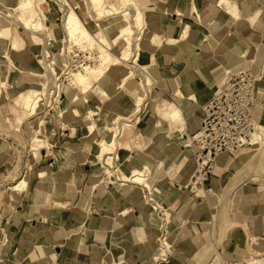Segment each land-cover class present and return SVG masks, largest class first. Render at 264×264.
<instances>
[{"label":"crops","instance_id":"obj_1","mask_svg":"<svg viewBox=\"0 0 264 264\" xmlns=\"http://www.w3.org/2000/svg\"><path fill=\"white\" fill-rule=\"evenodd\" d=\"M191 1H183L181 9L184 13L179 14L172 13L173 6H170V3L173 0H140L139 5L145 12V17H148L150 29L153 31L147 32V41H151L152 46L150 51L142 54V62L151 72H156L161 80L171 84L174 94L176 88L180 89L184 94L181 98L188 101L183 109L171 101H166L160 106L157 102L159 93L156 92V101L150 105L148 102L141 118L130 122L131 126L125 128L120 139L122 143L117 149V153L119 149L129 151V154L120 160L129 171L145 164L151 165L152 171L164 167L165 174L163 176L158 174L154 181L150 182V187L156 200L161 203L160 206L166 208L167 215L170 214V218L168 220L162 218L163 214L159 213L158 206L155 209L161 216L154 214L150 207L145 206L141 201L143 189L138 186L120 187L110 184L113 181H110L108 186L102 185V172L98 175L93 172L89 178L90 183L87 181L85 188L83 183L92 170L91 167L98 168V161L93 163L96 153L90 156L89 146L85 144L86 147L76 149L86 154V162L91 166L89 168L85 165L86 162L69 159L71 163L69 171L64 172L62 167L55 171L49 168L48 178L45 177L47 172L40 171L34 175L31 183L28 182L30 169L27 170L28 187L23 193H15L16 199L12 200L18 202L16 208H8V203L5 208H1L3 214L0 221V264H185L187 260H198L202 257L207 248V241L211 239L209 224L213 211L212 201H195L185 196L183 186L187 181L189 166L186 156L179 148L178 135L174 134L176 130L168 132L165 130L166 126L163 124L159 126L157 123L162 118L166 120L168 114L171 115L172 111L178 109L181 122H185L186 119L187 128L194 130L199 116L193 113L190 103L195 100L188 99L187 96L193 93L197 101L203 100L207 94L204 87L211 80L210 74L220 67V63L208 65L212 58L206 56V52L215 46L212 42H207L208 34L202 31L204 26H201L207 19V12L213 10L214 5L202 1L199 8L197 0H194L202 14L201 21L197 22L192 18L194 10ZM257 1L250 0L251 6L248 3L249 8L245 15L244 13L241 15L250 20L249 27L255 23L254 30L260 31L263 28L264 32V25L261 24V20L264 19V8L259 5L261 1ZM167 9L168 12L165 13ZM169 16L175 18L170 19ZM190 18L193 19V24ZM234 18V16L229 18L231 23ZM185 25L188 26L187 36L182 38L179 32ZM49 32L54 37L50 29ZM14 35L19 39L12 31L6 40L0 39V77L9 82L8 89L12 87V74H14L12 82L20 83L22 77H25L22 74L26 71L10 69L2 59L1 54L4 50L9 52L14 60L26 66H36V58L32 59L31 56L33 52L31 46L23 44L21 39L19 50H12L11 41ZM169 38L175 39V42H168ZM212 40L218 42L214 37ZM204 41L207 42L205 47L202 46ZM27 73L28 78L33 76ZM24 84L25 82L17 92ZM8 89L5 92L9 94ZM107 89L111 95H116L122 90H113V86ZM262 93L264 94V89ZM88 96L89 92L87 100ZM123 96L124 94L109 97L107 108L103 112L111 115L122 113V109H131L129 103L127 105L121 103L120 99ZM10 114L11 112L6 109L5 115ZM136 125L138 135L129 139ZM75 127L76 134L77 128L82 131L81 126ZM83 134L81 138L86 139L84 131ZM68 135L69 138L74 137L70 136V132ZM173 138H176V144L170 142ZM134 148L140 152L133 150ZM164 152L171 156L166 155V158H163L161 154ZM10 156L7 142H0V167L9 162ZM154 158H161L162 164L156 165ZM222 161L223 156L218 159V164ZM81 165H85L82 170ZM41 173L43 174L40 175ZM219 178L220 173H213L209 183L212 191L218 185ZM33 181L35 183L31 185ZM208 192L205 191V195ZM50 197L53 202L51 207L46 204ZM257 209L264 212V191L263 202ZM249 228L248 238L245 234L240 236L235 233L229 234L220 248L222 257L238 260L247 254L248 244L252 245L253 250L264 253V219L259 221L258 226L251 225ZM163 231L167 247L166 253L162 255L160 239ZM251 237L254 240L251 241Z\"/></svg>","mask_w":264,"mask_h":264},{"label":"rangeland","instance_id":"obj_2","mask_svg":"<svg viewBox=\"0 0 264 264\" xmlns=\"http://www.w3.org/2000/svg\"><path fill=\"white\" fill-rule=\"evenodd\" d=\"M67 1L71 3L74 9L77 11L84 26L94 36L98 38L102 37L107 40H110L114 36V34L119 31L120 29L119 26L124 24L120 16L114 18H107L106 21H103L105 20L104 17H100L96 20L91 21V18L84 11H81L80 9L83 3L82 0H67ZM137 1L140 4V0ZM183 1L184 0H173V2L170 3V6H173L172 13H175L176 12L175 10H177V8H182ZM202 1H206L214 5L213 10L207 12L206 14L207 19L203 23H201L202 24L201 26H204L202 28V31L204 30L203 32L206 35L208 34L207 38L209 40L207 42L210 43L212 42V44H214L215 46L212 49H208L209 51L206 52V56H208L210 59L212 58L210 61H208V65L213 66L216 63H220V67H218L217 70H213L212 73L210 74L211 80L208 84H206V87H204V91L206 90L207 93L206 97L203 100H198V101L195 100V102L190 101L193 107L192 109L193 113H197L199 116V120H197V127L194 130L187 128L186 119H184L185 122H181L179 113L174 114L173 116L172 115L173 111L171 112L172 113L171 115L170 114L167 115L168 117H166V120L162 118V120L160 119L157 123L159 126L160 124H163L164 126L168 127L169 132H174L176 129H178L179 125H185V130L183 131V133H181L182 135L180 134L179 131L174 132V134L177 133L178 140L189 139V138L192 140L194 131L199 128L201 122L204 119H206V122L209 123L211 126L215 125L216 129L218 128L219 122L223 120H229V122L231 121L233 126L231 127V129L225 131L224 133L225 137H227L228 140L239 139V138L242 140L239 141V145L237 147H234L233 149L223 150L217 153V155L215 156L213 167L211 169V172L208 173V178L207 181L205 182L203 189V190H208L209 191L208 194L203 196L201 193H198L196 191L197 194L196 196H193L191 198L187 197L188 199L195 201H203V200L212 201L213 211L211 216V223L209 224V229L212 230L213 227H218L217 228L218 235L215 240L216 247L215 249H213L212 252H208V255L206 256L202 255L204 258L200 261L199 264H203L201 262L207 259V257L214 259V262L212 264H216L218 258L221 256L220 248L222 242L229 236V234L235 233L236 235L239 236L240 234H245L246 238H248L247 234L250 229L249 227L251 225L258 226L259 221L264 219L263 217L264 212L259 211L257 209V207L260 206L261 203L263 202L264 136L263 139H261L258 142H254L251 144L247 143L248 140L250 139V134L256 130V125L257 124L264 125V94L262 93L264 89V32L262 30L263 28L260 31H255L254 30L256 28L255 23L252 24L253 26L251 25L249 27L250 20L241 15L243 13H244L243 15H245L247 9L249 8L248 3L250 5V0H231L235 3L236 6L235 10L238 16H234L232 13L227 12L224 8H221L220 6H216L215 0H197V4L199 8L201 6L200 4L202 3ZM19 2L20 0H0V10L3 12H7V9L9 8L10 12L13 15H16L18 11L17 10L13 11V7L14 5H17ZM109 2L113 3L114 0H109ZM257 2H260L259 5L263 9L264 0H258ZM158 4L159 3H157V5ZM40 7H42L45 15L47 16V21H45L47 24L46 33L49 35V37H51L50 45L47 46V49L50 54L47 59L49 62L52 60L55 61V64L58 66L56 68L57 72H59V69H61V71H64L65 61H63V58L60 57V60L56 61V55H58L61 51V48H63V43H61V38L63 39V33H62L63 31L61 27L62 14L60 12L59 6L53 0H46L45 2L40 3ZM229 14H232L235 17L233 23H231V20L229 19L230 17L233 16ZM169 18L170 19L175 18V16L172 17L169 16ZM147 19L148 17L144 16L143 20L145 23H147V29H143V32L141 33L143 37L141 39V48L139 50L140 57L138 59V64L144 67V69L149 73V75L154 81L151 90L148 92L149 97L147 96V100L149 102V105L152 104V102H155L156 101L155 93L157 92L159 93V97H158L159 99H157L158 105L161 106L164 102L171 101L182 108L188 100L182 99L181 97L175 95L173 89L171 88V84L169 83L167 84L165 81L161 80L156 72H151L147 67L144 66V63L142 62V57H143L142 54L147 53V51H150L152 46V42L147 41V36H148L147 32L149 33L153 32L150 29V22ZM186 19L189 20V17H187ZM98 21L99 23L104 25L103 28H100L97 25L96 22ZM190 21L191 24H193V19H191ZM108 22L110 24H107ZM261 24L262 26L264 25V19L261 20ZM4 26L9 27L10 32L12 31L13 33H16L19 39L23 41V44L31 46L33 51L31 52L32 59L36 58L37 60L38 58H41V51H40L42 50L41 45L33 46V44L29 41L28 34H26L25 30H23L14 21L8 23L5 20V18H3V16L0 14V27L2 28ZM231 26L233 29H231ZM49 29L53 32L54 37L50 35ZM255 36L258 37L255 38ZM213 37L214 39L216 38V40H218L217 43H215L214 40H212ZM207 42L204 41L202 46L205 47L207 45ZM121 43L122 42L119 41V43L114 44L112 46V50L116 54L119 53L120 51ZM77 47L78 46L77 44L75 45V43L72 45V50H71L72 53L68 54L69 61L71 62L73 59L82 60L83 58L91 61L92 58L90 54H93L94 52L79 50L77 49ZM18 50L19 49H17L16 51ZM4 52L5 50L2 52L1 55H3ZM73 55H75L74 58L72 57ZM10 59H11L10 61L11 63H9L10 69L19 70V67L23 66L24 69L19 71H26V72L22 74L25 77L24 78L22 77V81L20 83H17L16 81L12 82L14 75L12 74L11 89H8L10 88L9 82L3 79L5 85L2 93L3 95L1 96L2 98H0V142H7L11 156L9 162L0 167V221L3 214L1 208L2 207L5 208L7 205L6 203H8V208L13 207V209H15L16 205L18 204V202H14L10 199L11 192L14 194L15 193L20 194L23 193V191L26 190L25 188L28 187V186L26 187V185H28V183L26 182L23 191H11L9 188L10 186L19 182V180L21 179L22 176L25 175V172L27 170L29 171L30 169L28 182L30 181L31 183L34 175H36V173L40 171L47 172L45 176L46 178L50 176L48 175L50 170L55 171L58 168L62 167L64 168L63 169L64 172L69 171L68 169L71 166L69 159L73 160L72 159L73 155L71 157V153H72L71 150H74V152H76V155L78 157H81L85 153L81 152L80 150H77L76 148L86 147L88 145L90 156H94L97 150V146L95 145L94 141H92L90 138H86V139L83 137L81 138V135H84L83 131L85 134H87V128L85 127L86 125L84 123H82L81 121L75 123V126L77 125L79 127L80 126L82 127V131L78 130L77 128V134L74 135V137L69 138L68 133L70 132V130H68L67 127H65V129H67L68 131L62 130L64 126H62L59 117L54 113L53 110H50L49 112L47 111L48 106L51 103L53 104L55 103L54 91H56L57 89H59L60 97H63V102L61 103V107L67 105L69 106L73 105L71 102V97L75 90L70 84L69 77L64 76V74H60L59 78L56 79L54 78L51 80V82L46 81L47 84L50 85V90H53V93H51L50 96L44 95L39 103V107L36 110L35 114L27 117L24 116V114L19 111V108L15 106V104L13 103V98L20 91L24 90L27 86H30L31 84L39 86L38 84L41 81H45L46 77L41 76L39 77V79H37L30 76L28 78L29 76V74L27 73L28 68L35 69L37 67L39 69V65L36 64L35 67L26 66L21 62L14 60V58L11 55H10ZM6 60L7 62H9L8 58L5 59V61ZM89 64H92V61L90 63H84V64L79 63V65H83V66ZM209 66H207V68L210 70ZM111 76H119V75H117L114 70L109 71L108 75L105 74V76L100 80V82H98L93 87V89L89 91L88 103L92 107L98 106L101 113L107 108L106 105L107 102L110 100L108 99L109 97L114 98L117 95L120 96L124 94V96L120 99V101L122 104L127 105L132 99L131 95L129 94L130 88L132 89L131 86H135V83H137V81L140 82L141 80L140 77L136 76L131 80L132 82L129 81V83H127L126 89L125 88L122 89L116 95H111L109 93V90L107 89L113 86L114 84V82L111 80ZM228 76H229V83L231 84V89L226 90L224 87H221L220 89L223 92V94H221L220 97L214 95L215 90L219 88L218 84L222 81L221 79L226 78ZM260 76H263V78L261 77V79H257L258 77L260 78ZM24 82L25 84L23 85V87L17 92L18 88ZM55 83L56 85H59L58 88H54L53 85ZM7 89L9 90V94L5 92L7 91ZM177 89L178 88H176V90ZM106 91H107V95H104L103 92ZM58 99L60 98L59 97L57 98V102ZM210 105H212V108L209 109V115L207 116L206 110ZM6 109L9 112H11L9 116L5 115ZM112 115L113 114H111L110 116L112 117ZM39 117L41 118V120H43L42 125L40 126L37 125V119ZM131 117L133 118L134 116ZM174 118L176 120L175 121L176 123L173 122ZM132 121H134V118ZM102 122H103L102 120L97 121V125L101 127ZM36 126L38 127V133H37L38 137L40 139H43L45 143L44 146L38 149L37 155L34 156L33 150L31 149V145L36 146L41 143L40 141H37L32 138L33 130L35 129ZM57 127H60L61 129L57 130L56 129ZM98 132L102 134L105 132V130L99 129ZM138 132H139L138 125H136L135 128L132 129L129 135V139L137 136ZM123 133L122 136L124 135ZM105 135L106 137L108 136L107 138H109L111 133H106ZM211 136L212 138H214V133H212ZM120 139L121 138H119L118 140L121 145L122 141ZM176 141H177L176 138L170 140V142H174L175 144L177 143ZM139 144H140V140L138 141V145ZM63 147H67L68 150L66 151L64 157L60 158L59 151ZM199 147H200L199 144L193 140L190 149L186 150L185 147L179 145V148L183 151L184 155L186 156L189 166L187 181L183 186L185 196L190 191H195L196 189L201 188L200 186H197L196 189L191 188L192 185L191 183L194 180V177L191 179V176L197 168L196 154L200 150ZM117 149L115 153L117 154V156L118 155L119 156H118V161L116 163H113L112 159L106 162H99L97 159L94 158L93 163H97L98 161L97 164L98 168L95 167V169H93L90 166L89 162L85 163V165L88 168L91 167L92 170H90L89 173L87 174L83 186H85L86 188L87 181L88 183H90L89 178L92 177L91 174L93 172L96 175L102 172V176H103L102 185L104 186H108L110 181H113L110 184L117 185L120 187H126V188L129 185L130 186L134 185V186H138L140 189H143V197H141L142 203L145 206L150 207L154 214L161 216V214L157 213V209H155V207L157 206L159 207L161 203L156 200L153 193L152 195L148 194L149 191L147 187L142 186V184L131 183L130 181L126 183L124 182V184H119L120 181L117 179V177L120 176L121 173L130 174L131 170L135 168H131V170L129 171L124 167V165H122V162H120V160L122 161L129 154V151H126L124 149H119L117 153ZM133 150L140 152V150H138L137 148H134ZM256 152L260 153V160L254 163L252 158L253 156H255ZM166 155L169 156V154L165 152L161 154L163 158H166L165 157ZM67 156L70 157L68 158ZM222 156H223V161L221 164H218V159ZM154 162L156 163V165L162 164V161L161 160L157 161L156 158H154ZM109 164L111 166V169L112 170L114 169L112 174L106 173L105 170V166L106 165L108 166ZM85 165H81L80 169L82 170V167H84ZM249 167L252 168V170ZM136 168L138 169L148 168L150 170L151 173H148L146 177L147 182L149 184L151 181H154L155 177L158 174L163 176L166 172L164 170V167L152 171V166L149 164L138 166ZM213 173H217V174L220 173V178L218 181V185L212 191V189L209 186V183ZM242 173L244 174V176L240 182L241 184L239 183L238 186H235V188L232 190L231 194L227 196L226 198L227 200L225 201L224 195H222L223 186L225 184L232 182V180L240 177ZM106 177H108V179ZM34 183L35 182L33 181L31 185H33ZM73 189L75 188L73 187ZM84 198L85 197L83 196V199ZM46 204L49 207L53 205L51 197L48 198ZM165 213L168 214L167 211ZM167 214L163 215L162 218L166 217V219L168 220L170 218L169 216L170 214L169 215ZM81 231L82 228L80 229V232ZM163 234H165L164 231ZM208 242H210V240L207 241V243ZM37 247H34V249L35 248L38 249ZM252 250H253L252 245L250 244L246 251L247 254L243 255L238 260L246 261L248 264H264V253L256 249H254L253 251ZM33 255H36V253H33ZM201 258L202 257H200V259ZM253 258L257 259L256 263L253 262ZM222 259L229 260L224 257H222ZM231 261H237V260H231ZM185 264H187V262H185Z\"/></svg>","mask_w":264,"mask_h":264},{"label":"bare ground","instance_id":"obj_3","mask_svg":"<svg viewBox=\"0 0 264 264\" xmlns=\"http://www.w3.org/2000/svg\"><path fill=\"white\" fill-rule=\"evenodd\" d=\"M46 0H20L17 5H14L13 11L17 10V14L13 15L9 8L7 12H3L0 10V14L5 18V20L10 23L14 21L17 23L23 30L26 31L30 41L34 45H41V58L36 60V64L39 65V69L36 67L28 68V72L32 74L34 78L45 76V81H41L37 86L31 84L27 86L24 90L20 91L14 98L13 103L16 107L19 108V111L24 114V116H30L35 114L36 110L39 107V103L44 95L50 96L53 93V90H50V85L47 84L46 81L51 82L52 79L59 78L60 74H64V76H68L70 79V84L74 88V93L71 97V102L73 105H67L61 107V103L63 102V97L59 95V89L54 91L55 96V105L51 103L47 111L53 110L54 113L61 120V124L63 129L67 127L70 129V136H74L76 134L75 123L81 121L84 123L87 128V134L85 135L87 138H90L94 141L97 146L96 150V159L99 162H106L112 159L113 163L118 161V156L115 153L117 147L120 145L119 138L122 137V133L124 128L130 127V122L133 120H139L147 107L148 100V92L151 90L154 81L149 75V73L144 69L143 66L138 64V59L140 57V48H141V39L143 29L147 28V23L144 22L145 12L141 9L137 0H114V2H109V0H82L83 3L80 7L81 11H84L91 20H96L100 17H104L106 21L107 18H114L120 16L124 22L123 25L119 26V31L114 34V36L107 40L105 38H98L94 36L83 24L80 16L77 11L74 9L71 3L67 0H53L59 6L60 12L62 14V33L63 39L61 38V43H63V48L58 55H56V61L60 60V57L63 58L65 70L57 72L56 68L58 67L55 64V61H48L49 51L47 46L50 45L51 37L46 33L47 31V16L45 15L42 7H40V3L45 2ZM194 14L192 15L195 21H201V12L196 7L194 0L191 1ZM216 6H220L224 8L227 12L232 13L234 16H238L236 13L235 3L231 0H216ZM12 6V5H11ZM208 8V7H207ZM224 10V11H225ZM168 12V9L165 10V13ZM177 13H184L183 9L179 8L176 10ZM109 20V19H108ZM110 21V20H109ZM112 22V21H111ZM100 28H103L104 25L96 22ZM107 24H110L109 22ZM10 25V24H8ZM146 27V28H145ZM188 26L185 25L179 32V35L183 38L187 35ZM11 35L10 28L4 26L0 28V39L6 40ZM122 43L119 53H115L112 50V46L114 44ZM168 42H175V39L169 38ZM12 50L16 51L20 48L19 39L14 35L11 41ZM77 44V49L85 50V51H93L91 55L92 64L83 66L79 65V63H90V60L83 58L82 60H76V64H71L68 59V54L72 53V45ZM78 50V51H79ZM76 55V54H75ZM73 55L72 57L74 58ZM70 57V56H69ZM9 62L6 63L9 66L11 63L9 52L5 51L2 55V59H7ZM85 61V62H84ZM78 63V64H77ZM20 66V65H19ZM75 66V67H73ZM41 68V69H40ZM244 68V67H243ZM23 66L19 67V70H23ZM115 71L119 76H111V80L114 82L113 90L126 89L127 83L131 81L134 77H140V82L137 81L135 86H131L130 95L131 100L129 105H131V109L126 110L122 109V113H115L112 115H108L106 112H100L98 106L92 107L88 103L86 94L93 89V87L100 82V80L108 75L109 71ZM66 71V72H65ZM245 71V70H244ZM247 71V70H246ZM263 76L258 77L257 79H261ZM255 78V77H254ZM139 79V78H138ZM222 81L218 84L219 88L215 90L216 96L222 93L221 87L226 89H231V85L229 83V76L221 79ZM132 82V81H131ZM136 82V81H135ZM5 82L0 77V98L3 95ZM52 86V85H51ZM54 88H58L59 85L56 83L53 85ZM192 91V90H191ZM104 95H107V91L103 92ZM175 95L178 97H183L184 94L180 89L175 91ZM58 102H57V98ZM149 97V96H148ZM188 99L196 100L193 93H190ZM179 113L178 109L173 111V115ZM110 116V118H109ZM131 116H134L133 118ZM108 118V120H107ZM110 119V120H109ZM45 120V119H44ZM103 121L101 127L97 125V121ZM175 120V119H174ZM41 118L37 119V125H42ZM175 122V121H174ZM176 123V122H175ZM254 126V125H253ZM99 129L105 130L104 133L98 132ZM165 130H169L168 127H165ZM185 130V125H179L176 131L183 133ZM169 132V131H168ZM196 132V131H195ZM38 127L36 126L33 130L32 138L40 141L39 145H31V149L33 150V155L36 156L38 153V149L44 146L45 141L40 139L37 135ZM106 133H111L110 137H106ZM182 135V134H181ZM97 136V137H96ZM264 136V125L257 124L256 130L250 134V139L248 140V144L258 142L263 139ZM181 137V136H180ZM179 145L185 147L186 150L191 148L192 142L191 139H181L178 140ZM139 147V145H138ZM30 149V150H31ZM31 150V151H32ZM67 147H63L59 151V156L64 157ZM181 150V149H180ZM166 151V150H165ZM71 157L73 155V161L78 162H86V155L83 154L81 157L76 155L74 150H71ZM161 154V153H160ZM163 154V153H162ZM160 157V156H159ZM161 159V158H160ZM157 159V161H160ZM251 159V158H250ZM253 162L256 163L260 160V153L256 152L255 156H253ZM258 164V163H257ZM105 165V164H104ZM254 165V164H253ZM252 167V166H250ZM249 167V168H250ZM254 168V167H253ZM144 169V170H143ZM143 169H132L130 174L121 173L117 179L120 182H128L134 184H142V186L147 187L150 195H152V191L150 188V184L147 182V175L151 173L148 168ZM252 170V168H250ZM248 169V170H250ZM106 173L112 174L113 170L111 169L110 164L105 166ZM247 173V172H246ZM41 173L40 175H42ZM100 174V173H99ZM98 175V174H97ZM196 175V174H195ZM27 171L25 175L21 177L19 182L10 186L11 191H23L26 182H27ZM101 176V175H100ZM244 174L242 173L240 177L232 180V182L225 184L222 188V195H224L225 201L227 200V196L231 194L232 190L235 186H238L241 182ZM98 182V181H97ZM94 184V183H93ZM241 184V183H240ZM197 188V187H196ZM194 189V188H193ZM146 190V189H145ZM198 193L205 195V191L201 189H196ZM10 199L15 200L16 195L11 192ZM151 199V198H150ZM160 212L163 215H166V208L159 206ZM166 219V217H165ZM167 220V219H166ZM218 227H213L211 230V239L207 244L206 251L203 256L208 255V252H212L215 249L216 244L215 240L217 237ZM254 240L253 237L250 239ZM161 242V254L166 253V236H163L160 239ZM250 245V244H248ZM253 251V250H252ZM199 260H187V264H199ZM254 256V255H253ZM247 258V257H246ZM222 257L220 256L216 262V264L222 263ZM257 259L253 258V262L256 263ZM214 259L208 258L203 260L201 263L203 264H212Z\"/></svg>","mask_w":264,"mask_h":264},{"label":"built area","instance_id":"obj_4","mask_svg":"<svg viewBox=\"0 0 264 264\" xmlns=\"http://www.w3.org/2000/svg\"><path fill=\"white\" fill-rule=\"evenodd\" d=\"M72 63L76 64V60L72 61L71 64ZM221 94H223V92ZM221 94L218 96L220 97ZM211 108L212 105H210L206 110L207 116L209 115V109ZM232 126L233 124L231 123V121L229 122V120H223L218 123V128L216 129L215 125L211 126L209 123L206 122V119H204L201 122L199 128L196 130V132L193 133L192 140L199 144L200 150L196 154L197 168L191 176V179L194 177V180L191 183L193 185V186L191 185L192 189L193 188L196 189L197 186H200L201 190L204 189L205 182L207 181L208 178V173L211 172L214 163V158L217 155V153L223 150L233 149L234 147H237L239 145V141H242L240 138L228 140L227 137H225L224 135L225 131L231 129ZM212 133H214V138H212L211 136ZM204 191L207 192L208 190H204ZM196 195H197L196 190L190 191L189 193L186 194V196L189 198ZM221 264H248V263L243 260H237V261L222 260Z\"/></svg>","mask_w":264,"mask_h":264}]
</instances>
